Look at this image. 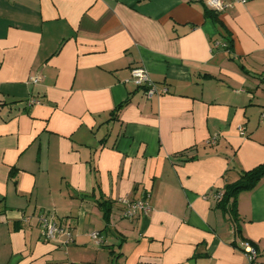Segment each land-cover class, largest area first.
Here are the masks:
<instances>
[{"label":"crops","instance_id":"crops-1","mask_svg":"<svg viewBox=\"0 0 264 264\" xmlns=\"http://www.w3.org/2000/svg\"><path fill=\"white\" fill-rule=\"evenodd\" d=\"M221 1L0 0V264H264V177L217 205L264 161V0Z\"/></svg>","mask_w":264,"mask_h":264},{"label":"built area","instance_id":"built-area-1","mask_svg":"<svg viewBox=\"0 0 264 264\" xmlns=\"http://www.w3.org/2000/svg\"><path fill=\"white\" fill-rule=\"evenodd\" d=\"M206 5L215 10L221 11L226 7V3L221 0H205ZM31 81L36 82L38 77H30ZM130 80L139 87L145 88V96L152 98L154 94L159 92L155 83L151 80L147 72L141 66H134L130 69ZM160 92H166V88L162 87ZM30 102H37L31 100ZM240 130L241 127H240ZM119 201L124 204L122 210V216L126 218H133L139 211L146 212L149 208V204L146 198L137 200H128L126 198H119ZM36 219L40 228V233L46 240L55 239L58 234H65L67 240L71 239V234L66 228L58 225L55 220V216L47 211H42L36 215ZM92 239L98 238V232L92 231L89 233ZM246 257V264H261L257 259L256 249L246 240H242L239 243Z\"/></svg>","mask_w":264,"mask_h":264},{"label":"trees","instance_id":"trees-1","mask_svg":"<svg viewBox=\"0 0 264 264\" xmlns=\"http://www.w3.org/2000/svg\"><path fill=\"white\" fill-rule=\"evenodd\" d=\"M203 15L206 18L211 19L213 23L215 24L219 23L217 19L218 11H215L205 6L203 9ZM223 37L225 39L226 49L230 50L232 46V40L225 35H223ZM125 102L126 101L116 106L112 112L116 110L118 111L125 104ZM262 177H264V161L256 165L252 169L242 171L239 175L238 180L224 186V191L222 192L220 198L217 200V205L221 207L222 210L226 211L227 214L230 215V217L232 218L235 224L238 216L235 205L236 194L240 190L252 189ZM230 198H232V200L229 202ZM101 204L104 205L105 203H101ZM107 217L108 215L107 212L105 211L104 218L107 220ZM235 231L237 234L240 232L237 224L235 225Z\"/></svg>","mask_w":264,"mask_h":264}]
</instances>
